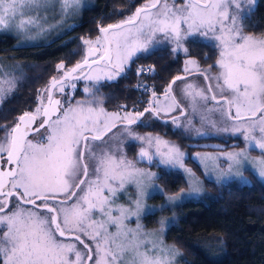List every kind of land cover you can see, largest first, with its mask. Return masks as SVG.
Masks as SVG:
<instances>
[{"label": "snow or ice", "instance_id": "6c2138e0", "mask_svg": "<svg viewBox=\"0 0 264 264\" xmlns=\"http://www.w3.org/2000/svg\"><path fill=\"white\" fill-rule=\"evenodd\" d=\"M55 3H59L61 15L67 16L78 9L80 0H0V30L14 27L17 31H23L26 27H35L45 31L38 15L27 20L21 19L18 24L16 20L26 12L46 11ZM242 4L248 7L242 9ZM255 4L256 0H185L182 6L177 7L175 0L171 5L167 0H153L143 8H137L127 21L100 29L102 34L111 32L116 37L118 62L112 63L108 51L100 57L111 65V72L105 77L107 80H113L124 73L125 65L137 53L148 52L157 43L153 39L157 32L175 43L176 47L171 49L173 54L181 50L187 53L188 49L183 47V42L189 38L199 36L214 42L218 49L215 65L220 71L216 76H206L205 79L214 80L215 84L200 88L194 83H188L180 89V95L189 101L193 112L197 105L205 106L209 101L221 105L219 111L232 124L231 129L223 130L241 134L247 145L239 152L227 154L228 168L215 177L217 183L236 176L243 180L240 173L233 172V168L244 167L246 163L264 180V37L242 34V24H238L237 16L229 11V8H234L241 13L242 21L250 18ZM144 20L148 23L145 24ZM132 28L136 31L133 32ZM103 38L107 39V36ZM100 39L97 38L95 50L90 47L83 64L77 62L74 68L64 72L63 78L54 76L45 88L39 90V104L35 113L24 112L10 129L6 124L0 125V130L5 131V135L0 138V162L9 165L6 170L0 167V264H85L84 254L77 250L76 245L60 239L75 233H79L75 235L77 241H80V235H85L94 242L95 264H176L177 258L183 256L175 246L165 245L158 238L163 232L164 219L160 221L161 228L151 232H144L139 223L135 229L126 227L125 221L133 217L139 221L141 214H154L161 210L147 208L142 203L145 196L163 194V189L153 183L160 176L137 168L123 154L117 158V153L107 147V134L119 122L123 128L121 135L143 143L144 146L138 152L139 161L163 166V175H170L176 170L193 175L185 167L186 154L178 146L159 136L139 135L131 127L138 122L144 123L141 118L146 113L147 118H160L165 110L151 106V100L149 107L135 115L108 113L102 107L99 110L91 106L85 108L84 101H77L81 105L79 109L69 105L66 109L55 107L50 111L43 107L44 96H47L49 104L60 105L59 100L52 101V89L64 92L68 84L75 89V83L69 79L70 73L83 71L88 66L89 58L102 47ZM83 43L91 46V41L84 40ZM111 46L112 41H109V48ZM189 65H197V61H185L186 73L206 71L198 66L190 69ZM63 68V64L57 65L58 70ZM2 69L3 65H0V107L4 100L11 97L19 82L12 71L4 72ZM143 71L138 69V74ZM84 79L98 82L101 78L87 76ZM184 79L183 76H175L165 90V97L171 92L173 84ZM143 87L148 90L147 85ZM213 88L214 94H206L212 93ZM84 91L92 94L87 87ZM217 96L221 99L217 100ZM152 98H156L154 91ZM90 103L96 104L97 101ZM180 108V102L172 97V105L168 110ZM41 114L45 119L37 128L32 129V124ZM171 123L180 128L187 127L181 125L177 117H173ZM30 130L35 131L39 137L35 143L28 139ZM44 140L46 143L42 142ZM96 142H100L96 145L98 151L93 147ZM256 149L261 151V157L252 158L247 155L249 150ZM90 175L96 179L81 178ZM110 181H119L120 189L126 181L136 184L138 198L132 202L131 207L113 209L110 206L113 202L111 197L117 191L110 186ZM84 185H87L86 189ZM149 189L152 191L149 192ZM74 190L84 194L78 195ZM105 191L110 195L104 196ZM199 192L198 186H192L187 192L181 190L180 193L167 196L166 204ZM61 196L63 199H60ZM73 200L75 202L70 203ZM94 211L106 219L90 221ZM113 211L118 215L113 216ZM108 225L114 226L116 232L109 233ZM92 259L89 255L88 260Z\"/></svg>", "mask_w": 264, "mask_h": 264}, {"label": "trees", "instance_id": "16d2710c", "mask_svg": "<svg viewBox=\"0 0 264 264\" xmlns=\"http://www.w3.org/2000/svg\"><path fill=\"white\" fill-rule=\"evenodd\" d=\"M150 2L153 0H93L80 9L70 26L36 43L14 44V35L0 31V58L7 59L9 65H16L13 75L19 78L15 91L0 107V125L6 124L10 129L19 113L32 111L39 103V90L46 87L48 77L56 72V64L62 62L67 68L81 59L85 49L83 41L100 36L99 26L132 17L137 7ZM247 7L246 4L241 5L242 9ZM229 11L237 16V23L242 24L243 34L259 35L264 32V0H256L249 19L241 21V13L234 8H229ZM153 39L157 43L148 52L137 53L125 65V71L120 76L98 82L78 81L69 98L68 88H65L62 103L75 100L106 109L140 110L148 103L153 91H160L172 77L183 71L186 57L194 59L200 67H207L209 71L217 68L218 49L210 38H189L183 42L188 52L181 50L176 54L172 53V42L164 34L157 32ZM150 68L152 71H148ZM138 69H144L143 73L138 74ZM143 85H147V91ZM86 87L91 95L84 91ZM93 100L97 103L91 104ZM121 105L126 107L121 108ZM147 117L146 113L141 118L144 123L138 122L133 126L140 133L163 137L182 149L186 154L184 163L201 179L205 189L202 197L180 202L175 207L174 220L164 230V237L183 254V262L264 264V183L253 175L249 183H216L203 176L200 166L190 156V152L197 148L241 147V138L210 133L193 136V127L180 128L171 120ZM4 135L5 131L0 130V138ZM120 144L124 155L135 161L140 143L122 137ZM147 165L160 176L156 180L163 194L175 193L184 186L180 170L163 175V166ZM163 194H156L155 198Z\"/></svg>", "mask_w": 264, "mask_h": 264}, {"label": "rangeland", "instance_id": "374dc122", "mask_svg": "<svg viewBox=\"0 0 264 264\" xmlns=\"http://www.w3.org/2000/svg\"><path fill=\"white\" fill-rule=\"evenodd\" d=\"M152 1V0H151ZM93 0H80V5L78 7V9L70 15L67 16H62L60 13V5L59 3H55L54 6L48 8L46 11L42 10L39 13L32 11V12H26L24 16L22 17H18L16 20V23L18 24L19 21L21 19L27 20L29 17L35 18L37 17V15L40 17V23L43 26L44 29H46L45 31H40L38 28L35 27H31V28H27L23 31H17L14 27L8 29V30H0V31H7L9 33H11L12 35L15 36V41L14 44H25V43H36L40 40L49 38L55 34L60 33V31L65 28L70 26L73 22V18L75 16L78 15V13L80 12V9L83 6H86L90 3H92ZM172 0H167V3L169 5L172 4ZM185 0H180L179 2L176 1L175 4L177 7L182 6L184 4ZM151 3V2H150ZM159 7V5L157 6ZM154 11V10H153ZM145 24L148 23L147 20L143 21ZM53 26V27H50ZM184 27V26H182ZM132 31L135 32L136 29L132 28ZM219 33H217L218 35ZM243 34V33H242ZM244 35H249V34H244ZM256 37H264V32L260 33L259 35H255ZM100 36H97L95 39L93 40H88L91 41V45H94L97 47V38ZM107 37L109 41H112V46L110 48V57L112 60V63L115 64L117 63V49L115 47V40L116 37H114L112 35L111 32L107 33ZM172 42V46L173 48L176 47L175 43L173 41ZM100 45H102V47H100L99 49H103V42L102 39H100ZM4 58H0V65H3V69L2 71L4 72H9L12 71L16 65H9V62L7 59ZM192 58L190 57H186L183 60V71H184V67H185V61L186 60H190ZM218 59V56L216 58V60ZM6 60V61H5ZM215 60V62H216ZM62 64V62H58L56 64V72L54 73V76H58L60 74V70L57 69V65ZM199 67V69H203L206 70L204 71V73H206L205 75L207 77H212V76H216L219 73V68L218 66H216L217 68L213 71H209L207 67H200L198 64L197 65H189L190 69H193L195 67ZM111 72V67L105 63H94L92 65H90L89 67L86 68V70L81 73L79 76H77L81 81H89L88 79H84V77L87 76H91V77H97L99 76L102 79H106V75L109 74ZM185 72V71H184ZM183 72V73H184ZM71 80V79H70ZM94 81V80H92ZM208 84L209 85H214L215 81L211 80V79H207ZM71 83H75L72 82ZM188 83H194L196 85H198L200 88H205L206 83L201 80V78L199 77L198 74H191L187 77H185L184 80L182 81H178L177 84H175L172 89L171 92L168 94L167 97H165L164 93H160L159 95H156L155 100H153V98L150 94V97L148 99V105H149V101H152V105L153 107H159L164 109L165 111L161 113V116H168V115H172L174 114V117L179 118V122L193 127V136H198V135H207V133H210L212 135H220V134H229L232 136H238L241 138L243 145L241 147H228V148H204V149H195L193 151L190 152V156L191 158L200 166L201 170H202V174L203 176H205L206 178H209L210 180L215 181V177L219 174L220 171H224L227 170L228 168V158H227V154L228 153H233V152H239L241 149H245L247 147L245 141L243 140V137L241 136V134L239 133H233L231 130L229 131H224L223 129L228 128L231 129L232 128V124L230 119H226L224 116H222L221 112L219 111V108L221 107V105H218L215 101H209L205 106H201V105H197L196 107V111L193 112L192 107L189 104L188 100L182 99L181 95H180V89L184 88L186 84ZM68 88V92H67V98L71 97V93H72V87L70 86V84L65 85V88ZM55 91V93L58 94H64V92H59L56 89H53ZM215 93V89L213 88L212 90V94ZM208 95H210L209 93H206ZM172 97H175L177 101L180 102L181 107L184 109L183 114H178V110L176 109L175 111H169L168 108L170 105H172ZM217 98H220V96H217ZM220 100V99H217ZM38 104L31 109L32 113H35L36 108L38 107ZM69 105H71V107L73 108H77L79 109L81 107V105L77 104V101L75 100H68L66 103H62L61 101V108L66 109L69 107ZM94 107L97 110H99V108H101V106H93V105H89V104H85L83 105V107L87 108V107ZM150 106V105H149ZM103 108V107H102ZM105 109L108 113H113V112H120L121 115H124L125 113H130L132 115H134L135 112L131 111L130 109ZM175 112H177L175 114ZM60 113H58L57 115H59ZM199 117V119H198ZM55 118V116L53 117ZM172 120V119H171ZM190 122V123H189ZM111 123V122H110ZM89 127H91V125H89ZM134 131L139 134V135H147L150 133H140L135 126H131ZM123 131L122 125L117 122L116 123V127L112 129V132L107 134V139H108V145L107 147H110L111 150L114 153H117V158L119 156V154H123L122 151V147L120 144V140L122 137H126L124 135H121ZM41 132H45V130H41ZM47 133H45L46 135ZM152 136H157L154 134H151ZM160 137V136H159ZM164 140H167L163 137H161ZM30 140H33V142L35 143L37 139H39L38 136H33L31 138H29ZM169 141V140H167ZM46 143V140L42 141ZM140 143L139 148L136 151V155L133 161L136 165L137 168L143 169L145 171H150V172H154L156 173V171L154 170V168L149 167L147 165L148 162L146 161H139L138 160V152L141 146H144L142 142L138 141ZM100 142H96L95 145H93L95 150H99L98 148H96V145H98ZM173 143V142H172ZM176 145V144H175ZM177 146V145H176ZM180 149V148H179ZM117 150H119L117 152ZM182 152H184L182 149H180ZM185 153V152H184ZM247 155L252 157V158H259L261 157L262 153L259 149L256 150H249L247 152ZM125 156V155H124ZM127 160L132 161L131 159H129L127 156H125ZM143 162V163H142ZM185 167L187 169L191 168L186 165L184 163ZM89 171L91 172V169H89ZM180 172L182 173L183 177H184V181L185 184L184 186H182L179 190H177L175 193H171V194H163L162 197H156L155 195L156 193H152L149 196H145L142 198V203L150 209H161L158 211H155L154 214H141L139 221H137V219L135 217L125 221V225L127 228H132L135 229L137 226V223H139L142 226V230L144 232H151L153 230H157L161 228V224L160 221L162 219L165 220V223L163 225V232L159 235V239L163 241V243L165 245H173L171 242H169L165 237H164V230L165 227L174 220L175 218V207L182 201L188 200V199H196V198H200L205 194V189L203 186V183L201 181V179L191 170V173L193 175H189L188 173L184 172L183 170H180ZM233 172H238L242 175V177L244 178L243 180H241V178L239 176L233 177L230 180L224 181V182H220V183H249L253 180V177H256L257 179H259L261 182L264 183V180H262L256 173H254L248 166V164L246 163L244 165V167H240V168H233ZM84 179L87 180H95L96 177L94 175H90L89 177H84ZM196 181H199V184H196ZM110 186L117 189L115 196L111 197L112 199V204L110 205L113 209H116L117 207L123 206V207H131L132 206V202L135 201L138 196V188L136 186L135 183L133 182H125L124 187L122 189L119 188V181H110ZM153 183L158 184L157 180H155ZM217 183V182H216ZM160 186V185H159ZM192 186H198L200 189L199 194H195L192 196H188L185 197L175 203H167L166 204V197L169 195H175L177 193H180L181 190H184L185 192L189 191V189ZM85 189L87 188V185H84ZM161 188V187H160ZM78 195H83L84 193L79 192V190H76ZM149 192H151L152 190L149 189ZM104 196H109L110 194L105 191L103 193ZM62 197V196H61ZM90 199H94L93 197H90ZM75 202L70 201V203ZM163 206V207H161ZM29 207V206H26ZM113 216L118 215V213L116 211L112 212ZM168 218H171L170 220ZM106 219L105 217H102L98 211H94L91 215L90 221H102ZM108 232L109 233H115L116 232V228L114 226H107ZM79 234V233H76ZM84 238V240L86 241V243L90 246L91 249V256L93 257L92 260H89L87 264H95V246H94V242L91 241L87 236L85 235H80ZM149 239H152L151 237ZM67 242H71L74 243L76 245L77 250H79L81 253H83V250H81V248L77 245V243L74 240H67ZM151 245H149L150 247ZM174 246V245H173ZM176 249H178L175 246ZM179 250V249H178ZM180 252V251H179ZM181 253V252H180ZM73 258V257H72ZM75 258V257H74ZM73 258V259H74ZM176 264H185L182 260V257H178Z\"/></svg>", "mask_w": 264, "mask_h": 264}, {"label": "water", "instance_id": "95a60500", "mask_svg": "<svg viewBox=\"0 0 264 264\" xmlns=\"http://www.w3.org/2000/svg\"><path fill=\"white\" fill-rule=\"evenodd\" d=\"M151 3H152V2H151ZM151 3H149V4H151ZM145 5H147V4H145ZM145 5H140V6L137 7V8H143ZM137 8H136V9H137ZM135 12H136V10H135ZM135 12H134V14H135ZM127 20H128V18H127V19H123V20L118 21V22H115V23H109V24H106V25H103V26H99L98 31H99L100 37H101V39H102V42H103V49H104V50H103V53H102L100 56H98V57H96V58H94V59H89L88 66H90V65H92V64H94V63H99V62H101L100 57H101L102 55H104L105 51H108V55L110 56V48H109V40H108V37H107V39H104V38H103L105 35L107 36V34H102V33L100 32V29H101V28H107L108 25H116V24H118V23H120V22H122V21H127ZM90 47H91L92 50H95V49H96V46H94V45H91V46L85 45V49H84V52H85V53H84V57H83L81 60L78 61V62H80L81 64H83V61H84L85 56H86V53L90 50ZM97 52H98V51H96L95 54H96ZM76 64H77V62L74 63L73 65L67 67V68H63V69L61 70V71H62L61 74L58 75V76H55V77H57L58 79L63 78V77H64V72L67 71L68 69H72V68H74V67L76 66ZM88 66H85V67L83 68V71H80V72L78 73L77 76H79L81 73H83V72L86 70V68H87ZM77 76L74 75V73H70V77H69V79L75 78V77H77ZM182 76H184V75H182ZM52 77H54V75H51L50 77H48L46 86L49 84V82H50V80H51ZM173 78H174V77H172V78L169 80V84L172 82ZM205 82H206V85L208 86V85H209V84H208V81L205 80ZM169 84H168V85H169ZM52 92H53V89H52L51 92H50V95H51L52 101L54 102V101H56V100H59V101H60V105H59V106H55L54 104H49V101H48L47 96H44V98H43V107H44V108H49L50 111H53V110L55 109V107H61V98H60V95H57V94H55V95L53 94V95H52ZM211 94H212V93H210V95H211ZM217 99H218V98H217ZM42 111H43V109H41V112H42ZM142 111H143V110H142ZM24 112H30V113H32L31 111H22L21 113H19V115L17 116V118H18L20 115H22ZM183 112H184V109L181 107V108H180V111H179V113H177V115H178V114H182ZM56 114H58V113H56ZM173 116H174V114H172V115H168V116H161L160 118H157V119H159V120H161V121H166V120H170ZM44 119H45V117H44L42 114H41L40 116H38L37 119H36V121H35V123L32 124V129L37 128V127L39 126V124H40ZM16 122H17V119H16ZM16 122H15V123H16ZM15 123H14V125H15ZM14 125H13L12 127H14ZM22 127H23V125H22ZM33 132H35V131L30 130V131H29V135L32 134ZM4 159H5V160L7 159L6 155H5ZM0 167H2V169L6 170V169L9 167V165H7V164H2V162H0ZM81 178L83 179V177H81ZM75 235H76V234H73L72 236H68V237H74V238H75ZM79 242H81V243L84 245L85 249H86V255H85V257H84V261H85V264H87V262L89 261V260H88V256L91 255V251H89V250H91V249H90V247H89L88 244H86L85 242H83V240H82L81 237H80V241H79Z\"/></svg>", "mask_w": 264, "mask_h": 264}, {"label": "flooded vegetation", "instance_id": "af4514ba", "mask_svg": "<svg viewBox=\"0 0 264 264\" xmlns=\"http://www.w3.org/2000/svg\"><path fill=\"white\" fill-rule=\"evenodd\" d=\"M103 50L104 49H99V51L94 55V56H92V57H90L89 59H94V58H96V57H98V56H100L102 53H103ZM85 53V52H84ZM84 57V54H83V56H82V58ZM81 58V59H82ZM81 59H79V60H81ZM78 60V61H79ZM77 61V62H78ZM76 63V62H75ZM99 63H105V64H107L106 63V61H103V60H101V62H99ZM108 65V64H107ZM183 65V64H182ZM110 67H111V65H109ZM89 67V66H88ZM182 69H183V67H182ZM62 70V69H61ZM81 70H77L75 73H74V75H78V73L80 72ZM61 72L62 71H60V74H61ZM184 71H182V72H180L178 75L179 76H182V75H184L183 77H187V76H189V75H191V74H198L199 75V77L201 78V80H203L204 82H205V80H207V79H205V77H206V75H205V73L203 72V73H201V72H197V71H192L191 72V74H189V73H186V72H184ZM59 74V75H60ZM72 80V82H78V81H81L78 77H75V78H72L71 79ZM178 83V81L175 83V84H177ZM206 83V82H205ZM168 84H169V81L167 82V84L160 90V91H154L155 93H156V95H159L160 93L162 94V93H165V90H166V88L168 87ZM175 84H173L172 85V87L175 85ZM207 86V85H206ZM55 95V94H57V95H60V98H61V101H62V97H63V94L61 95V94H58V93H55V91L53 90V92H52V95ZM152 94V93H151ZM210 94V93H209ZM152 96V95H151ZM150 98H152V97H150ZM218 99H221V97L220 98H218ZM179 102V101H178ZM146 107H149V105H148V103L145 105V106H143L140 110L139 109H130L131 111H133V112H135L134 113V115L137 113V112H140V111H142L144 108H146ZM178 110V112L180 111V109H177ZM177 112H175V114H176ZM175 116V115H174ZM173 116V117H174ZM172 117V118H173ZM171 118V119H172ZM170 119V120H171ZM41 130H43V129H40V131ZM33 136H37V133L36 132H33L32 134H30L29 136H28V139L29 138H31V137H33ZM83 179H84V177H83ZM74 191H76V190H74ZM60 199H63V196L62 197H60ZM39 203V202H38ZM76 234V233H75ZM76 235H79V234H76ZM81 238H82V240H83V242H85L86 243V241L84 240V238L82 237V236H80ZM60 239H62V240H74L76 243H77V245L81 248V250H83V254H84V257H85V255H86V249H85V247H84V245L81 243V242H79V241H77V240H75V238L74 237H61ZM87 244V243H86ZM90 247V246H89ZM73 258H74V256H73ZM88 263V262H87Z\"/></svg>", "mask_w": 264, "mask_h": 264}]
</instances>
